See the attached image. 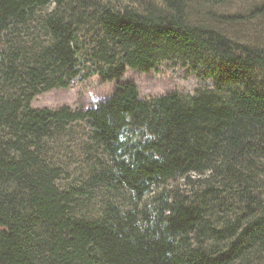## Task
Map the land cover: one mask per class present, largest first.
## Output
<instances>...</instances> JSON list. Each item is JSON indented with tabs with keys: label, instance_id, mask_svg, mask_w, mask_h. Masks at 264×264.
<instances>
[{
	"label": "trees",
	"instance_id": "obj_1",
	"mask_svg": "<svg viewBox=\"0 0 264 264\" xmlns=\"http://www.w3.org/2000/svg\"><path fill=\"white\" fill-rule=\"evenodd\" d=\"M131 1L0 0V264H264V48L189 22L234 0ZM25 28L35 46H13ZM171 59L216 88L141 100L127 83L92 108L31 107L78 77L111 83ZM75 144L97 155L61 187ZM176 179L184 190L164 188ZM105 191L130 205L88 210Z\"/></svg>",
	"mask_w": 264,
	"mask_h": 264
},
{
	"label": "rangeland",
	"instance_id": "obj_2",
	"mask_svg": "<svg viewBox=\"0 0 264 264\" xmlns=\"http://www.w3.org/2000/svg\"><path fill=\"white\" fill-rule=\"evenodd\" d=\"M111 1L121 4H131V0H101ZM264 6V0H234L220 6H201L200 8L189 11V22L204 25L212 28L230 40L246 44L254 48H264V14H260V8ZM55 10V6L50 4L46 9L47 12ZM60 8L58 11H61ZM37 32L30 29H23L22 32L16 33L17 39L13 34H9L8 39H14L15 44L21 47H34L36 44ZM83 43L91 46L90 35L85 34ZM45 42V41H42ZM133 84L141 100L164 96L170 92H178L183 95H192L196 90L202 88L215 89L214 80L207 76L201 67L192 68V66L182 60H167L161 62L154 71L149 73H140L127 69L123 77L111 83H101L97 76L86 79L76 78L71 86L65 90H52L41 93L31 101V107L36 109H57L62 106L70 108L82 107L92 108L96 104L105 102L111 98L117 86L123 84ZM256 84L264 85V68H259L256 72ZM221 90L230 87L242 90L238 85H229L221 83ZM222 92V91H220ZM82 138L83 137H79ZM97 155L88 152L83 144H75L70 150L66 151L58 160V164L66 171L58 185L67 187L73 183H78L82 174L88 171L91 165L90 159ZM99 155V154H98ZM166 189L184 190L185 181L176 179L168 182ZM159 190L151 189L148 199L160 193ZM115 202L119 206L126 208L130 205L131 199L128 193L120 192H100L92 204H87V209L92 212H98L104 204ZM221 215V214H219Z\"/></svg>",
	"mask_w": 264,
	"mask_h": 264
}]
</instances>
